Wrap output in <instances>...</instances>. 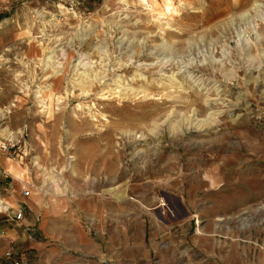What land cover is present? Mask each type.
I'll list each match as a JSON object with an SVG mask.
<instances>
[{
	"label": "rangeland",
	"instance_id": "374dc122",
	"mask_svg": "<svg viewBox=\"0 0 264 264\" xmlns=\"http://www.w3.org/2000/svg\"><path fill=\"white\" fill-rule=\"evenodd\" d=\"M7 174L74 239L188 251L159 206L182 201L202 234L215 191L234 234L264 218V0H0V189Z\"/></svg>",
	"mask_w": 264,
	"mask_h": 264
},
{
	"label": "crops",
	"instance_id": "0c3cea01",
	"mask_svg": "<svg viewBox=\"0 0 264 264\" xmlns=\"http://www.w3.org/2000/svg\"><path fill=\"white\" fill-rule=\"evenodd\" d=\"M9 175L1 177L3 188L0 189V197L11 207L17 208L20 203L27 202L22 200L25 197L19 190L18 179L9 181ZM254 190L255 194L258 193L257 187ZM215 192V198L208 205L196 207L204 220L202 234L189 232L193 228L189 219L191 212L182 201L176 207L172 204H169V208L163 204L159 206L162 215L166 213L170 216L168 222H171L166 225L167 228L177 227L183 235H187L185 239L190 242L188 251L178 253L174 250L177 240L173 238L170 244L163 246L162 236L159 238L146 234L126 239H99L84 231L80 237L70 238L64 234L62 224L52 220L51 214L46 213L45 209V218L39 223L37 215L40 209L29 206L30 211L26 210L23 220L19 222H6L0 217V229L3 232L0 237V264H13L12 260L4 257L10 247H15L21 264H110V259L116 264L117 260L125 258L128 259L126 264H158L163 262V257L175 260L180 256H186L188 264H264V218L236 219L239 232L234 234V230L227 227L232 225V220L219 217L234 209L230 206L232 198L229 193ZM178 208L184 209L186 219L182 224H173L172 221L182 219L174 215ZM250 211H254V206ZM160 228L163 229L157 226V229ZM195 257H202L201 262L196 261Z\"/></svg>",
	"mask_w": 264,
	"mask_h": 264
},
{
	"label": "built area",
	"instance_id": "2783aa9c",
	"mask_svg": "<svg viewBox=\"0 0 264 264\" xmlns=\"http://www.w3.org/2000/svg\"><path fill=\"white\" fill-rule=\"evenodd\" d=\"M22 195L25 198L30 196V191L28 189H23ZM24 203H20L17 208L11 207L3 198L0 197V217H2L6 222L16 223L23 220L26 212ZM3 235L0 229V237ZM13 242L11 241V244ZM4 257L8 260H12L13 264H21L20 259H18V253L15 247H10L5 252Z\"/></svg>",
	"mask_w": 264,
	"mask_h": 264
}]
</instances>
